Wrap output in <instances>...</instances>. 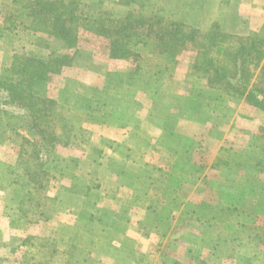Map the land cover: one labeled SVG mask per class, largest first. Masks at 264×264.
Listing matches in <instances>:
<instances>
[{"label":"rangeland","instance_id":"rangeland-1","mask_svg":"<svg viewBox=\"0 0 264 264\" xmlns=\"http://www.w3.org/2000/svg\"><path fill=\"white\" fill-rule=\"evenodd\" d=\"M151 2L161 6L165 26L178 17L172 12L174 5L188 13L183 16L186 24L182 29L190 45L178 52L148 46L137 59L113 57L107 20L119 22L132 12L142 23L153 11L152 6L145 8ZM6 4L7 0H0V12ZM80 8L84 12L110 11L102 14L105 21L99 19L104 32L86 31L99 26L96 19H89V25L79 28L80 41L68 51L59 50L54 43L51 52L69 54L73 65L60 74H44L38 63L32 64L30 71L37 76L32 92L60 102L64 87L66 95L84 86L102 87L110 73L123 74L124 86L131 91L125 93L128 100L118 111H88L82 128L88 146L96 147L92 155L90 151L86 157L77 147L58 146L61 171L49 181L44 179L47 189L30 196L25 192L32 189L33 179L29 189L18 193L3 184L1 176L17 179L19 159L33 161L37 142L30 129L16 137L0 134V264H172L168 259L173 257L183 264H260L264 203L253 211L247 203L262 200L260 192L264 190L248 181L264 182V174L247 156L264 147V111L244 99L229 97L223 84L214 80L212 59L226 66L229 74L233 72L232 57L216 55L222 33L264 42V0H133L128 5L121 0H82ZM201 12L205 19L198 21ZM155 33L149 37L158 40L160 35ZM207 34L212 37L206 38ZM24 45L25 36L5 30L0 19V68L7 55L20 54ZM139 59L143 60L142 69L137 68ZM262 68L263 62L251 65L252 85L259 80ZM156 84H160L161 95L152 101L147 95H153L154 90L150 91ZM133 101L138 105L132 110ZM165 113L171 116L169 126ZM162 118L164 130H159L156 124ZM118 124L119 130L115 129ZM60 126L57 119L39 120L45 133L57 135ZM147 129L156 138L162 131L166 141L177 137L171 149L186 166L163 161L151 148L147 155L143 150L148 144ZM116 139L128 150L123 152L125 167L133 177L109 168L118 152L112 150L115 141L111 140ZM94 149L104 151L101 158L97 159ZM228 160L231 163L226 165ZM22 176L19 186L31 179L25 171ZM79 178L80 191L57 193V188L70 186ZM92 205L100 216L94 223H80V213L87 214ZM158 206L167 209V222L154 218L161 213ZM220 206L228 209L226 220L214 214ZM211 213L220 219L208 228ZM148 218L154 223L148 224ZM216 235L235 243L223 248Z\"/></svg>","mask_w":264,"mask_h":264},{"label":"trees","instance_id":"trees-1","mask_svg":"<svg viewBox=\"0 0 264 264\" xmlns=\"http://www.w3.org/2000/svg\"><path fill=\"white\" fill-rule=\"evenodd\" d=\"M121 1L128 5L133 0ZM81 2L82 0H7V4L3 6L4 10L0 12V19L5 30L25 36V45L21 53L12 56L7 55V61L0 68V134L3 136L11 134V137L14 134L16 137L17 135L20 136V133L24 132L25 129H30L29 131L38 146L33 161H28L27 159L23 162L22 158L19 159L18 162L21 164L18 169L17 179L14 178L12 180V178L6 176H1V178L3 184L13 187L18 193L22 192L23 188L28 187L29 189V183L33 179L31 182L32 189L25 192L26 196L33 195L32 193L35 191L47 189L48 183H44V179L46 178L49 181L50 177L61 171V159L58 158L59 155L56 153L58 146L77 147L85 156L87 155L86 157H88L90 151V155H92V149L96 147L93 144L90 147L88 146L89 139H84L85 130L82 128L88 111L93 108L118 111L122 108L120 106H124V101L128 100L125 97V93L131 91L124 86L123 74L110 73L102 87L84 86L79 92H70L69 95H66V87H64L63 93L65 95L60 102L37 97L32 92V87L37 79V76L30 71L32 64L38 63L44 74H60L64 67L73 65L72 57L69 54L65 53L62 55L59 52H51L54 43L59 45V50L68 51L75 43L80 41L81 31L79 28L81 24L89 25L91 21L89 19H96L95 23L99 26L87 28L86 31L97 35H101L104 32L100 25L102 21H99V19H104L105 17L102 14L110 11L100 10L98 11L100 13L84 12L80 8ZM94 5L97 6V4L91 3V6ZM151 6L153 11L151 13L148 12V20H144L142 23L136 20V16L132 12H129L123 19L118 20L119 22H116L114 18L107 20V22H110L109 32L112 37L110 47L113 57H133L137 59V57H142L141 53L148 49V46H162L165 49H172V51L178 52L181 48L187 49L186 47L190 45L187 33L182 29L183 25L186 24L183 16L188 15V13L174 5L176 9L172 12H176L178 17L175 22L165 26L161 6L151 2L145 8L149 10L148 8ZM36 7L38 9H35ZM203 13H200L198 21L205 19L202 16ZM171 24H173V28ZM154 26L157 27L156 31ZM151 33L160 35V38L158 37V40H154L149 37ZM216 34L219 35L218 32ZM222 34L224 35L219 38V43L216 46L217 48H215L216 55L232 57L233 72L229 74L226 66L220 65L216 62V59H212V65L216 67L214 80L223 84V90L229 94V97L235 100L244 99L248 104L264 111V42L254 43L247 39L226 36V33ZM261 34L264 37V24L261 27ZM210 37L212 35L207 34L206 38ZM142 61V59H139L137 68H143ZM262 62L263 68L259 80L252 85L250 67L254 64L257 67ZM169 71L171 72V70ZM134 93L136 92L134 91ZM134 97L135 95L132 96V99H135ZM134 102L132 110L138 105ZM153 106H156V103H151V107ZM10 109L15 110L10 112ZM164 115L165 124L169 126L171 116H169V113ZM43 117L57 119L60 122L61 128L57 135L45 133L40 129L39 120L43 119ZM259 148L260 151L247 156V158L254 161L255 169L264 174V147ZM94 150V153H98L97 159L101 158L104 151ZM115 156L112 157L109 168L118 175L124 173L131 177L130 168L125 167L127 159L124 153L118 151ZM229 163L231 162L228 160L225 164ZM24 165H26V169L23 167ZM27 170L29 171L27 172ZM24 171L30 175L31 179L25 184L20 182L19 186V178L22 179L24 177L22 176ZM77 181H80V178L76 179L74 184L70 186L57 188V193L71 195L80 191ZM248 182H252L257 188L260 187V190H264V182L261 180ZM260 193L262 194V200L251 201L250 199L249 203L246 202L247 200H243L244 203L249 205L251 211L258 207L257 205L261 206L264 203V191ZM95 206H91V211L85 210L87 214L80 213V223L83 220L88 224L95 222L96 216H100ZM216 210L214 214L220 215L226 220L227 217L224 216L228 209L220 206ZM218 216H214L211 213L208 228H212V222H216L215 219H220ZM148 219L146 221L148 224L154 223L150 218ZM216 236H218L216 237L217 244L223 248L235 243L223 240L219 235ZM260 260V264H264V251L260 255ZM168 261L172 264H183L174 257L168 259Z\"/></svg>","mask_w":264,"mask_h":264},{"label":"crops","instance_id":"crops-1","mask_svg":"<svg viewBox=\"0 0 264 264\" xmlns=\"http://www.w3.org/2000/svg\"><path fill=\"white\" fill-rule=\"evenodd\" d=\"M160 85V84H159ZM159 85L158 84H156L155 86H154V89H152V91H150V92H153V90H154V93H153V95L151 96V94L148 96L147 95V98L148 99H151L152 101H154L153 99H156V97L154 98V96L155 95H161V94H159V92H160V90H161V88L159 87ZM143 91V90H142ZM146 95V93H144V96ZM163 95H164V93H163ZM160 97V96H159ZM156 125H158V128H159V130L160 129H162V130H164V128L162 127L163 126V118L159 121V122H157V124ZM118 127H120V124H118V125H116V128L115 129H118L119 130V128ZM151 127L153 128V129H155V127L153 126V125H151ZM114 128V127H113ZM157 128V127H156ZM146 129V128H145ZM172 135V134H171ZM171 135L169 134V136L171 137ZM159 137H157L156 138V136H153L152 135V132L150 133V130H148L147 129V138H146V142L148 143V144H145L146 145V150L145 149H143L144 150V152L147 154V155H149V152L147 151V149L148 148H151V151L150 152H153V153H155V155H160V158L161 159H163V161L165 160V162H173L174 161V163H175V166L177 167V166H186L185 165V163L184 162H180L181 160H179L178 159V157L177 156H174L173 155V152H172V146L170 145L171 143H172V140H175L176 141V143H177V141H178V139H177V137H173V138H171V139H168L167 141L164 139V133L161 131V133L158 135ZM121 138H122V135H121ZM115 141V146H113V151L114 150H116V149H118L117 151H119V152H128V150H127V148H125V144H124V142L122 141V140H118V139H116V140H111V142H114ZM174 142V141H173ZM124 147V148H123ZM160 149H163V150H160ZM174 166V167H175ZM159 207V206H158ZM159 210H160V214H158L157 215V217L156 216H154V218H156V219H160V220H163L164 222H167V220L165 219V215H166V213H167V209L165 208V209H162L161 207H159ZM148 214V213H147ZM114 220V219H113Z\"/></svg>","mask_w":264,"mask_h":264}]
</instances>
